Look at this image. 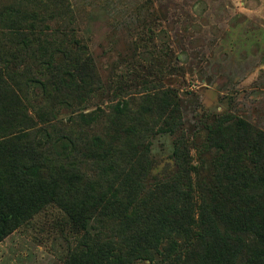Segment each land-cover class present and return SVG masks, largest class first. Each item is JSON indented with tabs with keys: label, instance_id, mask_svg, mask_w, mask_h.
<instances>
[{
	"label": "rangeland",
	"instance_id": "obj_1",
	"mask_svg": "<svg viewBox=\"0 0 264 264\" xmlns=\"http://www.w3.org/2000/svg\"><path fill=\"white\" fill-rule=\"evenodd\" d=\"M33 18L49 27L60 22L74 27L89 47L93 66L83 77L88 92L71 90L64 99L52 97L54 92L47 96L41 74L33 71L17 81L30 97H14L15 102L0 97V128L19 132L0 142L1 190L10 192L7 187L29 165L21 135L32 134L34 143H41L36 165L46 194L23 220L4 224L11 216L0 215V264H66L77 246L79 236L66 208L74 202L68 180L78 172L83 182L102 186L104 178L99 167L77 168L74 159L60 158L59 139L76 132L79 115L92 116L89 132L103 139L117 124L138 132L153 129L150 156L161 163L153 176L165 165L171 176L177 169L170 160L177 137L164 120L158 122L159 100H154V82L164 74L186 127L197 129V137L204 138L202 129L218 118L226 133L243 124L264 132V0H0V32L15 19L26 25ZM6 52L0 38V53L7 58ZM72 97H85L80 108L61 103ZM199 145L188 149L198 171L186 176L195 192L196 219L211 217L215 210L208 203L207 184L219 185L217 178L225 175L227 186L232 176L221 151ZM229 191L235 192L234 187Z\"/></svg>",
	"mask_w": 264,
	"mask_h": 264
},
{
	"label": "trees",
	"instance_id": "obj_2",
	"mask_svg": "<svg viewBox=\"0 0 264 264\" xmlns=\"http://www.w3.org/2000/svg\"><path fill=\"white\" fill-rule=\"evenodd\" d=\"M22 23L15 19L0 32L8 58L0 53V97L12 102L14 97H30L17 81L33 71L41 74L38 79L44 80L47 96L54 92L52 97L64 99L71 90L88 92L83 77L91 72L93 59L84 37L63 22L54 27L35 18ZM150 44L156 49L153 41ZM161 77L162 81L154 82L158 89L154 100H159L158 122L164 120L168 132L177 137L170 158L177 168L173 176L167 165L153 176L161 164L150 156V140L156 136L153 129L138 132L117 124L103 139L89 132L95 119L79 115L76 132L60 137L62 160L74 159L77 168L84 164L99 167L104 176L102 186L83 182L78 172L68 180L74 202L66 208L79 240L66 264H264V132L234 124L226 133L218 118L202 129L204 138L197 137V129L186 127L169 77ZM83 98L61 103L78 109ZM9 130L14 129L0 128V142L19 135ZM21 137L30 160L16 182L7 187L10 192L3 193L0 186V215L11 216L1 221L4 224L16 217L23 220L46 197L36 165L35 153L41 143L35 144L32 134ZM196 142L199 148L221 151L223 166L232 173L227 186L225 175L217 178L220 186L207 184L208 203L215 210L213 216L200 219L195 217L193 186L186 179L198 171L191 165L188 150ZM135 152L138 159L131 155Z\"/></svg>",
	"mask_w": 264,
	"mask_h": 264
}]
</instances>
